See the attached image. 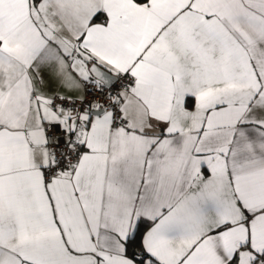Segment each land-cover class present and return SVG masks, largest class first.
Instances as JSON below:
<instances>
[{"label": "snow or ice", "instance_id": "snow-or-ice-1", "mask_svg": "<svg viewBox=\"0 0 264 264\" xmlns=\"http://www.w3.org/2000/svg\"><path fill=\"white\" fill-rule=\"evenodd\" d=\"M0 264H264V0H0Z\"/></svg>", "mask_w": 264, "mask_h": 264}]
</instances>
